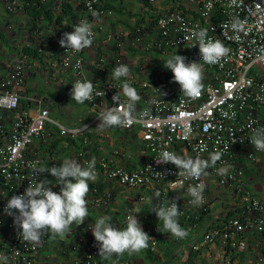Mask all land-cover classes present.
I'll return each mask as SVG.
<instances>
[{"label":"built area","instance_id":"obj_1","mask_svg":"<svg viewBox=\"0 0 264 264\" xmlns=\"http://www.w3.org/2000/svg\"><path fill=\"white\" fill-rule=\"evenodd\" d=\"M145 1L148 4L144 6L153 7L150 16L141 17L137 26L131 29L123 25L109 28L100 38L99 32L105 30V24L110 22L113 9L102 4V0H73L74 6H80L82 12L72 26L55 27L53 30L59 55L52 66L60 71L74 72L76 78L73 84L93 80V99L87 102L95 112V118L116 106L112 97L117 92L123 101L127 100L121 88L125 79L141 96L136 105L137 113L150 110L149 117L121 127L122 130L135 126L139 128V141L148 152L146 160L139 167L128 169L102 157L98 164L107 178L130 189L159 190L164 184V191L160 190L162 197L153 201L151 211L154 207L167 206L175 199L166 193L167 190L181 188L183 205H178L181 213L178 222L196 237L189 244L192 250L198 252L221 242L226 251H246V237L253 233L263 241V250L255 255L251 264H264V198L254 197L247 192L243 168L244 161H256L264 152L257 151L250 142L253 130L264 127V0H243L240 6H229L230 0H163L166 3L162 4L160 0ZM237 3L239 5V0ZM18 8L23 10L19 0L8 1L9 11ZM94 13L99 15L94 16ZM233 15L247 21L244 32L237 33L231 28L229 21ZM81 20L94 24L92 45L80 52L60 47L59 40L63 33L71 32L72 27ZM204 28L208 29L209 37L220 39L231 52L220 64L204 65L202 93L197 98H188L182 94L179 84L173 81V73L164 67V62L175 53L185 56L188 62H200L202 57L196 45L198 42L191 37V32ZM125 47L141 48L147 52V61L157 67L155 72L148 77L130 72L127 78L113 79L115 67L119 64L130 66L124 56ZM89 48L95 50L92 61L97 73L94 76L86 74L89 66L84 52ZM37 49L41 50L39 47ZM28 61L26 56L14 59L6 74L0 76V256H7L8 264H65L61 260L52 262L50 258L41 260V244L33 245L21 240L13 217L4 212L13 195L22 194L29 183L35 184L41 180L38 170L42 169V158L33 143L42 137L46 124L54 125L58 136L68 138L84 133L87 126H64L50 117L44 98L25 95L26 73L32 69ZM153 88L167 95L161 97ZM233 139L235 143H232ZM165 149L181 156L191 154L192 158L199 156L204 159H208L214 151H221V161L207 170L208 175L212 174L218 185H230L240 194V210L244 215H226L220 222L202 228L200 218L208 210L205 188L204 203L199 206L191 203L192 197L187 189L200 183L206 186L208 175L198 179L180 177L175 165H157L155 158ZM225 164L231 166L228 174L218 175L217 169ZM130 211L124 216L125 222ZM113 226L120 227L117 223ZM149 229L148 234L153 240H149L148 248L155 251L162 230L159 220L156 219ZM45 240L46 236L42 243ZM79 242L82 243L81 255L72 259L71 264H101L95 238L82 236ZM0 264L3 262L0 261ZM119 264L136 263L126 261ZM162 264L196 262L180 256L176 260H165ZM223 264L235 262L233 260L232 263L229 258Z\"/></svg>","mask_w":264,"mask_h":264},{"label":"crops","instance_id":"obj_2","mask_svg":"<svg viewBox=\"0 0 264 264\" xmlns=\"http://www.w3.org/2000/svg\"><path fill=\"white\" fill-rule=\"evenodd\" d=\"M0 2L2 3L3 0H0ZM115 2L120 5L115 10L116 14L114 13L111 19H109L110 22L105 24V30H101L99 32L100 38L103 36L104 32L107 29L112 28L113 24L116 22H121L125 26V23H129L131 19L133 20L132 23H134V21L138 18L150 16L151 14L149 13L153 11L152 6H144L138 2V0L137 7L134 3V9H129L128 7V4L131 2L130 0H115ZM160 2L161 4L166 3V1L163 0H160ZM51 4L53 13L57 17L63 15L60 0H53ZM1 15H4V17H0V76L6 74L11 61L21 56H26L27 58L29 56L31 58V63L33 60L36 68L33 67L35 68L34 70L33 68L31 70H27L25 95H37L44 98L49 109L50 117L59 122V117L64 114L67 116L70 115L72 106L76 104L75 101H72V97L70 95L73 81L76 78L74 72L60 71L59 69H55L56 67L52 66L53 61H55V57L59 55L58 44L57 46L55 45L51 48L52 51L50 54L40 56L39 53V56L36 58L26 53V48H24V46L31 45V42H29L28 35H24L18 39L20 35L19 29L21 28L20 23L21 21L25 23L24 30L28 33L29 29L33 27V21L32 17L25 10L10 13L4 5L3 8L0 9V16ZM79 15L75 13L73 18H70L71 16L64 15V21L61 23L62 27L72 26ZM5 22H8V27L5 26ZM36 23L38 24L37 27L39 30H35L44 35L46 32H53L55 27H58L59 25V23H55L53 20L45 26L46 22L43 21L42 18L40 20H36ZM29 25L30 28H28ZM126 27L127 26H125V28ZM8 31L10 32L8 33ZM25 31H22V33H25ZM17 39L20 42L16 41ZM3 43H7V47L10 50L5 49L3 47ZM94 51L95 50L93 48H89L84 52L89 66L87 69L88 73H86L88 76H94V74L97 73L96 67L92 61L94 58ZM124 56L126 57L128 63H130V72L139 73L143 77L151 76V74H153L152 72H155V68H157L153 63L150 64V62L147 61L149 54L141 48H126L124 50ZM45 68L46 72L44 75L41 74V76L44 83L48 87L46 91L43 90V87L39 88L38 84H33L31 86L27 85L29 76L34 78L38 72L40 73L41 71H45ZM84 105L87 107L84 111V117H75L69 121V124L64 125L68 127H79L87 124L84 133L74 138H64V136L57 135V129L54 125L47 123L42 137L35 140L33 143L34 148L42 158V169L52 167L53 165L60 166L65 158L75 159L82 165H86L93 157H95V168L98 173L97 180L95 182H89L90 191L87 194V207L89 211L88 217L84 223L79 226L75 223L72 224L70 231L63 238L59 236H52L51 234L46 235V240L41 243L39 248V258L41 260L50 258L52 262L61 260L65 261V264H71L72 259L78 258L82 252V243L79 242V238L82 236L87 239L90 237L94 238L91 228L94 226L96 219L104 215L111 216L112 223H117V225L120 226L119 228L123 229L126 227L127 223L124 221L125 214L133 208H139L140 213L137 214V219L141 223L145 232L146 229L149 228L148 226H153L156 223V219L158 220L155 213L150 210L153 201L162 197V194L159 197H156L155 192L157 190H153L152 188H134L138 189V191H130L128 194H123L121 191L122 187H119L120 185L112 179L107 178L98 165L99 160L102 157L110 159L111 163H118L128 169L137 168L142 165L147 158L148 152L144 148L141 141H139V128L135 126L130 130H122L121 127L113 126L104 130H99L96 128L100 123L99 118H95V112L91 109L87 101ZM31 106L35 108V105L32 103ZM186 157L192 156L191 154H187ZM244 164L245 167L250 165L253 169H258L259 167L264 168V152L260 154L256 161H244ZM249 169L250 168H248V170ZM245 170H247V168ZM46 174H48V172L41 173V180H44V175ZM246 174L247 173H245L244 177L245 189L251 195L257 197L255 196L254 191L264 192V181L260 184L256 182L252 185L254 189V191H252L247 186ZM251 174H254L252 170ZM47 179L55 183V178L49 177ZM164 187V184L161 185L159 191H164ZM125 189L132 190L130 188ZM53 191L58 192L59 188ZM205 192L208 199V210L200 218V226L202 228H205L207 225L212 226V224H216L218 221L220 222L226 215H228L229 212L243 214V210H240L242 208L239 204L240 194L237 193L230 185H218L214 177H212V174L208 175ZM166 193L172 195V197L177 200L179 206L183 205V193L181 188L172 191L167 190ZM129 196H132V198ZM148 197L152 198L151 202H148ZM123 198H127L128 202L131 204V209L128 211H124V209H122ZM260 198H264V193ZM97 199L98 201H95ZM145 202H147V205L143 206ZM151 220L153 221V224L150 223ZM159 224L162 230L158 236V245L155 250L157 257L160 260L158 263L144 258V252L142 250L138 254L128 255L126 252L123 256L114 255L109 260H105L101 257V264H119L126 261L135 262L136 264H162L169 257L171 260H176L180 256L188 257L190 252H192L189 244L192 239L196 238L194 234L188 233V236L185 239L177 240L163 229L162 221H159ZM164 239L173 241L174 245L171 251H167L166 245L163 243ZM246 240L248 242L247 249L242 253L237 251L232 252V250L226 251L221 242H216L215 244L209 245L208 247L198 251L196 257L193 259L197 263H200V260L203 262L209 260L216 263L217 259L221 256L222 260L217 264L227 263L229 258H231L232 263L234 260L235 264H251L255 255L263 250V241L260 239L258 234L253 233L248 234ZM123 258L126 259L124 260Z\"/></svg>","mask_w":264,"mask_h":264},{"label":"clouds","instance_id":"obj_3","mask_svg":"<svg viewBox=\"0 0 264 264\" xmlns=\"http://www.w3.org/2000/svg\"><path fill=\"white\" fill-rule=\"evenodd\" d=\"M243 0H230L229 6H240ZM99 14L94 13V16ZM230 26L237 33L244 32L247 21L240 19L238 15L230 17ZM71 32H64L59 45L67 50L80 52L88 48L93 43L94 24L88 20H81L74 25ZM191 37L197 40L199 53L202 63L191 61L183 55L174 54L170 56L164 67L173 73V81L178 83L182 94L188 98H197L203 90L204 65H217L222 60H226L231 49L220 40L208 36V29L193 30ZM195 46V45H193ZM130 69L126 64H119L113 70V79L121 80L127 78ZM122 92L126 101L121 99L120 93L113 95L112 100L116 106L103 111L99 115L100 123L97 129L104 130L113 126L125 127L136 122L137 119L143 120L150 116V110L144 109L137 113L136 105L141 100L136 88L125 79L121 84ZM159 95L165 96L166 92L156 89ZM94 83L93 80L76 81L72 85V101L84 104L93 99ZM98 96L100 94H97ZM103 95L105 93L103 92ZM156 101H153L155 103ZM227 116V113L224 114ZM235 116V113L232 114ZM86 127V126H85ZM235 139L232 143H235ZM251 144L257 151H264V127L253 130L250 139ZM223 153L219 150L210 154L208 159L199 156L185 157L173 151L162 150L155 163L157 165L171 163L179 169L177 175L180 177L200 178L208 175L207 170L216 166L221 161ZM96 158L93 157L86 165H82L75 159L65 158L60 166L53 165L39 169V174L48 172L55 177V183L48 179L37 180L35 184L29 183L24 192L20 195H13L7 202L4 212L13 217L14 225L20 230L18 232L21 240L39 245L44 236L51 234L63 238L69 231L72 224L77 226L84 223L89 215L87 207V194L90 191L89 182H95L98 173L95 168ZM230 165L225 164L217 169V174L225 176L228 174ZM148 169L151 170V167ZM36 173H34L35 175ZM158 176H163L160 172H155ZM175 183V182H174ZM59 186V191H53L54 187ZM205 185L203 183L189 186L188 194L192 197L191 203L199 206L204 203ZM160 191L155 192L159 197ZM148 197V202H151ZM178 199V198H177ZM159 221L163 223V229L177 239H185L188 231L178 222L180 208L176 199L170 201L167 206L154 207ZM140 213L139 208H133L128 214L126 227L123 229L113 226L112 217L104 215L96 219L91 228L95 241L99 245V257L105 260L115 256L138 254L147 249L149 240H153L143 230L141 223L137 219ZM3 264H8L7 256H0Z\"/></svg>","mask_w":264,"mask_h":264},{"label":"rangeland","instance_id":"obj_4","mask_svg":"<svg viewBox=\"0 0 264 264\" xmlns=\"http://www.w3.org/2000/svg\"><path fill=\"white\" fill-rule=\"evenodd\" d=\"M8 1L9 0H3V2L1 3L0 2V9L1 8H3V6L5 5V7L7 8L8 7ZM131 2L128 4V7H129V9H134V3H135V5H136V7H137V0H130ZM16 11H21L19 8L16 10ZM16 11H10V13L11 12H16ZM115 13V12H114ZM138 13V12H137ZM116 14V13H115ZM4 17V15H1L0 17ZM132 19L130 20V22H131V24H132ZM5 26L6 27H8V22L6 23L5 22ZM24 24L25 23H23L22 21H21V23H20V29H19V37H18V39L20 38V37H22V36H24V35H28L29 37V42H31V45L32 46H34V47H39V49H41L40 51H39V53H40V56H42V55H46V54H50V52L52 51V47L53 46H57V37H56V35H54V31L53 32H46L45 33V35L44 34H42V33H40L39 31H37V30H31V29H29V31H28V33H27V31H25L24 30ZM120 25H123L121 22H116L115 24H113V26H112V28H116V27H118V26H120ZM18 26V25H17ZM124 26V25H123ZM28 28H30V25L28 26ZM22 31H25V33H22ZM10 31H8V33H9ZM12 36V35H11ZM10 36V37H11ZM18 39L16 40V41H18ZM18 42H20V41H18ZM3 47L5 48V49H7V50H10L8 47H7V43H3ZM41 58V57H40ZM55 59H56V57H55ZM28 62H29V64H32V68H33V66L35 65L34 63H33V60H32V63H31V58L28 56ZM45 66V65H44ZM35 67V66H34ZM36 68V67H35ZM35 68H33V70L35 69ZM46 72V68H45V71H41L40 73L38 72V74L36 75V77H31V76H29L28 77V75H27V77H28V80H27V82H28V84L27 85H33V84H38V87L40 88V87H43L44 89V91H46L47 89H48V87H47V85L44 83V81H43V78H42V76H41V74H43L44 75V73ZM26 85V86H27ZM24 88H26L25 86H24ZM87 109V107H86V105H84V104H79V103H76L75 105H73L72 106V111H71V114L70 115H63V116H60L59 117V123L60 124H63V125H66V124H69V121H71L73 118H75V117H79V116H82V117H84V111ZM243 168H244V171H245V173H247L246 174V176H247V186L252 190V191H254V189H253V186L252 185H254L256 182L257 183H262L263 181H264V168L263 167H259L258 169H253L250 165H247L246 167H245V164H244V166H243ZM247 168V170H245ZM248 168H250L252 171H253V173L254 174H251V170L249 169L248 170ZM55 178V177H53V176H51V174L50 173H48V174H46V175H44V179H47V178ZM254 177V178H253ZM119 187H122V186H119ZM55 189H58L59 188V186L56 188V187H54ZM52 189V190H55V189ZM122 188H124V187H122ZM121 188V191H122V193L123 194H125V193H127L128 194V192H130V191H132V192H137L138 191V189H132V190H127V189H122ZM254 193H255V196H257V198H260L261 196H262V194L264 193V192H255L254 191ZM135 194V193H134ZM133 195V194H132ZM129 197H131L132 198V196H129ZM134 198V197H133ZM122 204H123V208L122 209H124V211H128L129 209H131V207H130V203L128 202V200H127V198H123V202H122ZM127 204H129V205H127ZM134 204V203H133ZM144 204V203H143ZM145 205H147V202H145V204L143 205V206H145ZM142 206V207H143ZM143 218V217H142ZM141 218V219H142ZM141 219H140V221H141ZM124 260L126 259V258H123ZM222 260V258H221V256H220V258H218L217 259V261H216V263L215 262H213V261H209V260H207V261H201L200 260V263L201 264H217L219 261H221ZM225 260V259H224ZM200 263H197L196 262V264H200ZM243 264H245V263H243Z\"/></svg>","mask_w":264,"mask_h":264},{"label":"trees","instance_id":"obj_5","mask_svg":"<svg viewBox=\"0 0 264 264\" xmlns=\"http://www.w3.org/2000/svg\"><path fill=\"white\" fill-rule=\"evenodd\" d=\"M52 1L53 0H46V2H43L42 0H19V5L23 8V10H25L32 17V21H33V27H31L32 31L35 29L39 30V28L37 27L38 24L36 23V20H40L41 18L43 19V21L46 22L45 26H47V23L49 24V22L54 20L55 23H59L58 27H62L61 23H62V21H64V15H68V16H71L70 18H73L75 16V13L79 15L81 12L80 6H74L73 0H71L72 3L70 2V0H60L61 1L60 6L62 7V10H63L62 14L63 15H60L57 17L53 13V10L51 7ZM138 2H140L142 5L148 4L145 0H138ZM102 4H104L107 7L112 8L114 12L120 5V4H117V2H115V0H106V1L102 0ZM140 20H141V18H138L136 20L135 24H131L130 22L129 23L127 22V23H125V26H127V28L131 29L134 26H137V24L139 23ZM65 27H68V26H65ZM24 48H26L27 54L34 56L35 58L39 56V50L36 47H34L32 45H26V46H24ZM23 102H24V104H26L25 100ZM66 139H68V138H66ZM183 156L186 157L187 155H183ZM233 214L236 215L237 213L229 212L228 216L233 215ZM150 223L153 224V221L151 220ZM148 227H150V226H148ZM147 231L150 232V229L149 228L146 229V233H147ZM159 240H160V238H159ZM163 243L166 245L167 251H171V249L174 245L173 241H171L169 239H164ZM143 252H144V258L150 259L152 262H157V263H158V261H160L156 255L155 251H152L149 248H147V249H144ZM242 252L243 251H241V253ZM169 254H170V252H169ZM196 255H197V251L192 250V252H190V254L188 255L187 258L190 261V260H193V258L196 257ZM167 260L168 261L171 260L170 257Z\"/></svg>","mask_w":264,"mask_h":264}]
</instances>
